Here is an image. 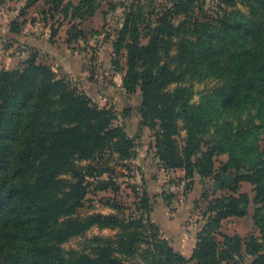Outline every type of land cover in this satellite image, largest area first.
<instances>
[{"label":"trees","instance_id":"trees-1","mask_svg":"<svg viewBox=\"0 0 264 264\" xmlns=\"http://www.w3.org/2000/svg\"><path fill=\"white\" fill-rule=\"evenodd\" d=\"M90 1L66 8L84 20L94 13L84 14ZM170 1L134 0L113 46L116 55L126 51L123 88L140 93L137 136L150 129L159 167L184 170L188 190L196 176L228 187L209 199L192 256L178 252L152 222L146 191L136 196L139 215L119 207L78 212L88 178L102 191L116 190L110 176L101 177L113 170L104 158H136L137 136L35 52L22 68L0 70V264H221L244 257L264 264V0H212L210 12L208 0ZM72 24L68 43L84 34ZM207 81L213 84L194 101L195 82ZM222 154L229 158L216 168ZM229 170L236 174L226 185L221 173ZM242 182L255 189L258 234L247 240L221 227L247 214L251 200L239 191ZM163 197L171 205L173 195ZM93 227L115 233L87 236ZM79 237L78 247H64Z\"/></svg>","mask_w":264,"mask_h":264},{"label":"rangeland","instance_id":"rangeland-1","mask_svg":"<svg viewBox=\"0 0 264 264\" xmlns=\"http://www.w3.org/2000/svg\"><path fill=\"white\" fill-rule=\"evenodd\" d=\"M51 1L52 0H0V66L4 65L2 64L3 61H12L15 57L26 56L22 53V51H24V46H27V50L29 51L28 57L26 56L25 58L26 60H28L29 56L35 53V51H42L32 46L27 37L32 36L40 38L45 36V31L47 30L49 40L50 42H53L55 38L57 39V35H59L60 32L63 33L66 30L68 32L73 29V24L70 22L73 18V11L72 9L67 10L66 8L69 2L72 3V0H55V2L58 3L56 4L57 7L53 5L51 8H48V4ZM133 1L134 0H91L85 7H83V11H85L84 14H88L94 10L92 16L95 13L98 15L96 27L92 28L91 31H88V33L81 35L77 34V37H75L70 43L67 42L68 34L66 33L64 40L69 49L72 51H79L80 56H82L81 62L79 61L80 65L73 67L74 70L71 72H65L63 71L61 65L57 64L56 61H52L50 64L44 63L51 66L59 76H65L68 80L72 81L74 85L85 91L88 96L100 107L106 106L111 108L117 114L118 123L123 127V120L126 118V121H128V114H130L131 117H136L138 113L140 114L139 106L141 96L139 92L129 94L123 88L122 77L125 73L124 64L126 61V51H123L121 55H116L113 43L117 40L118 32L123 26L127 8ZM153 1L155 5L157 3H168L171 5L170 0ZM99 4L100 6H98ZM213 4L214 1L208 0V4L205 6V9L210 12ZM96 5L98 7L93 9ZM35 10L39 14H35ZM77 26V28H80V24ZM3 29L6 31H12L14 36L7 35V33L3 34ZM62 37L63 36L60 35L58 38L60 42H63ZM7 45H12V47L10 49L5 48ZM36 57L38 62L43 63L42 60H39L38 55ZM115 60H119L120 65H123L119 67L120 69L114 65ZM22 67L23 66L20 68ZM82 67L85 68L83 72L81 71ZM2 69L7 68L3 67ZM212 84L213 82L211 81L202 83L195 82V95L193 100H200L203 91ZM144 130L148 131H142L139 136H137L138 132L135 135H132L137 136V145L147 146L149 140L150 145L154 141L150 129L144 128ZM149 137L151 138L149 139ZM260 145L261 149H264V134L260 136ZM151 150L153 152L155 151L154 148ZM224 155H226L227 162L229 156L228 154ZM104 159L105 165H108V167H111L113 170L104 172L101 177L107 179L110 176L115 182V186L113 188L116 190L102 191L96 186L97 180L95 178H88L90 183L88 185V193L86 194L82 207L79 208L78 212L81 215L96 212L109 214L119 211L116 208L119 207L120 210H125L127 215L129 213L139 215L140 210H138L135 205V203L139 201L136 196L140 197L144 189L143 183L138 181L135 175L137 176L139 174L138 172H142L141 167L134 162L135 158L119 163H116L112 157L107 155ZM154 161L155 160L152 158V168L148 171L149 179L147 178V181L149 182H153V180L150 179V173H153L154 171L158 173L155 165H153ZM220 163H223V158L217 156L215 164L218 165L219 168L222 167ZM227 172L226 175L228 177H226V179H224L222 175L221 177L226 185H231L234 181L236 173L235 171H230V174ZM181 179L184 178L169 176L166 180V188L163 183L158 181L162 186L164 193L173 195L172 201H174L175 205L182 204L185 199L181 200L180 198L181 194L179 195V193H181V190L175 191L170 187L173 182ZM186 181L187 184L184 189L185 195L189 189V180L186 179ZM198 187L200 186L198 185ZM216 187H218L219 190L218 195L215 194L217 191H213V188L216 189ZM175 189H178L177 186ZM198 189L197 197H195V200L193 201L191 215L186 222L194 228L199 227V232L205 224L203 212L207 208L209 199L227 194L229 190L227 186L217 181L215 177L204 178L201 187ZM239 191L245 192L249 195L251 200L249 207L254 209L255 205L252 201L255 197L254 185L249 182H242L240 184ZM147 193L150 194L148 191ZM204 194L205 197L203 196ZM116 201H118L121 205H117L116 203L118 202ZM253 224V219H250L248 216L244 219L236 218L224 220L221 227L222 232L226 234H239L244 240H247L252 234H258V231ZM114 233L115 231L110 228L102 229L93 227L88 231L87 236H92L94 234L113 235ZM82 241V237L73 238L65 243L64 247H78ZM250 261V257H244L242 261L241 259H238L237 261L230 260L223 261L221 264H248ZM136 262L139 263V260H136L135 263Z\"/></svg>","mask_w":264,"mask_h":264},{"label":"crops","instance_id":"crops-1","mask_svg":"<svg viewBox=\"0 0 264 264\" xmlns=\"http://www.w3.org/2000/svg\"><path fill=\"white\" fill-rule=\"evenodd\" d=\"M65 1H69V0H65ZM71 2L74 5H78L80 0H72ZM52 6H53V0L48 4V8L49 7L51 8ZM34 13L39 14L36 10ZM97 20H98V15H96L95 13L93 16L84 20L80 18H72L70 22L71 24L72 23L80 24V29L84 33H88V31H91L92 28L96 27ZM5 33H7V35L14 36V33L12 31L10 30L6 31L5 29H3V34ZM66 33L67 30L63 33L60 32V34L57 35V39L55 38L53 42H50L47 30L45 31V36H42L40 38L32 37V36H29L27 38L30 41V44H32V46L42 50V51H35L39 56V60H42L43 63H48V64H50L52 61L54 62L56 61L57 64L61 65L63 71L71 72L74 70L73 67L80 65L82 56H80L79 51H72L67 47V44L64 42ZM60 35L63 36L62 37L63 42H60V40H58ZM11 47L12 45L5 46V48L8 49H10ZM22 53L28 57L29 51L27 50V46H24V51H22ZM26 56L15 57V59H13L12 61H3L2 64L4 65H1L0 69H2L3 67H6L7 69L20 68L21 66H23L24 61L26 60L25 59ZM84 69L85 68L82 67L81 71L83 72ZM127 117H128L127 118L128 121H126V118L123 120L124 128L130 136H132L133 134L135 135L139 131L140 114L138 113L136 117H131L130 114H128ZM143 131L145 130L143 129ZM150 138L151 137H149V139ZM148 142L149 143L147 144V146L146 145L140 146L139 144L137 145L136 148L137 157L134 159V162L139 167H141L142 172H138L139 174L137 176L135 175V177L138 181H141L143 183L144 191L146 190V192L147 191L150 192V194L148 193L149 196L153 197L152 211L150 213V218L152 222H154L159 227L163 237L168 239L171 245L178 252H180L185 257L190 258L193 254L194 248L196 247L197 232L199 230V227L197 226L198 228H194L186 221L191 215L193 208V201L195 200V197H197V193L199 190L198 188L201 187L203 179L199 176H196L194 178V184L192 185L191 189L187 191L185 196V201L182 204L175 205L174 201H172L171 205H168L167 201L163 197L164 191L162 189V186L159 184L158 181L163 183L164 187L166 188L167 187L166 180L169 176L184 178L185 171L182 169H174V170L161 169L158 164V159L154 156V153L151 150V148H149L150 140ZM219 157L223 158V163H220V165L222 166L226 163L227 158L226 155L224 154L220 155ZM152 158L155 160L153 165H155L156 169L158 170V173H156L155 171L153 173H150V179H152L153 182H149L147 181V178L149 175L148 171L152 168ZM216 168H219V166L216 165ZM227 173L230 174V170ZM221 175L223 176L224 179L228 177L226 175V172H223ZM198 185L200 187H198ZM214 190L217 191V193L215 194L218 195L219 194L218 187H216V189L213 188V191ZM253 210L254 209L249 207L247 210V214L245 216L230 217L226 220L236 219V218L244 219L248 216L250 217V219H253L252 218Z\"/></svg>","mask_w":264,"mask_h":264},{"label":"built area","instance_id":"built-area-1","mask_svg":"<svg viewBox=\"0 0 264 264\" xmlns=\"http://www.w3.org/2000/svg\"><path fill=\"white\" fill-rule=\"evenodd\" d=\"M186 184H187L186 179H181V180H177L176 182H173V184L170 187L172 190H175V191L181 190V193H179V195L181 194L180 195L181 200L185 199L184 189H185ZM176 186L178 189H175Z\"/></svg>","mask_w":264,"mask_h":264},{"label":"water","instance_id":"water-1","mask_svg":"<svg viewBox=\"0 0 264 264\" xmlns=\"http://www.w3.org/2000/svg\"><path fill=\"white\" fill-rule=\"evenodd\" d=\"M214 184H217V183H214Z\"/></svg>","mask_w":264,"mask_h":264}]
</instances>
